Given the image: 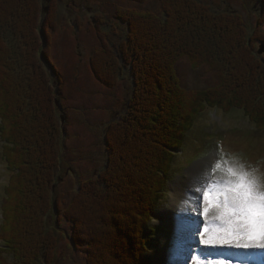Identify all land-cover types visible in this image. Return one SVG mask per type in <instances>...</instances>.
Segmentation results:
<instances>
[{
  "label": "trees",
  "instance_id": "16d2710c",
  "mask_svg": "<svg viewBox=\"0 0 264 264\" xmlns=\"http://www.w3.org/2000/svg\"><path fill=\"white\" fill-rule=\"evenodd\" d=\"M128 1L155 3L159 11L117 9L114 20L128 25L117 46L100 30L105 19L99 17L93 76L108 90L129 79L131 97L105 130V168L82 181L66 203L55 194L66 130L56 104L61 75L49 56L59 0L47 9L44 0H0V140L10 174L0 264L55 263L59 234L48 228L54 209L70 225V242L85 264H154L158 242L150 225L201 114L239 110L264 134V0L251 35L238 13L218 14L198 0ZM184 58L196 68L208 66L218 86L185 90L177 73ZM124 206L132 214H120ZM115 216L122 217L118 225ZM100 240L107 248L97 256Z\"/></svg>",
  "mask_w": 264,
  "mask_h": 264
},
{
  "label": "rangeland",
  "instance_id": "374dc122",
  "mask_svg": "<svg viewBox=\"0 0 264 264\" xmlns=\"http://www.w3.org/2000/svg\"><path fill=\"white\" fill-rule=\"evenodd\" d=\"M198 1L218 14L238 13L243 18L249 35L259 29V19L262 14L260 0ZM50 2L44 4L46 9L49 8ZM117 9L152 10L156 13L159 11L155 3L137 4L128 0H59V27L55 32L50 33L49 56L61 75L62 92L59 101L56 102L58 117L61 120L59 125L60 129L63 130L64 127L66 130L62 143V169L61 172L58 171L55 194L62 195L61 201L66 203H69L71 197L79 190L82 181L98 176L105 168V130L111 121L124 115L131 97L132 83L129 79L123 81L117 89L108 90L95 79L91 70V59L100 47L98 37L100 35L95 28L99 27L97 23L101 21L100 16L105 19V24L100 26V30L103 28V31L108 33L112 45L117 46L127 35L128 25L113 18ZM177 70L182 87L191 93L215 88L219 84L216 73L208 66L196 68L187 58L179 62ZM51 80L59 83L54 75ZM182 151L184 155L181 157L179 154L172 167L171 175L174 176V180L169 189L170 193L157 212L159 220L150 225L153 230L158 229L153 232L156 233L154 238L160 241L158 252L152 255L154 264L171 263L164 259L165 236L171 232L172 218L181 220L186 212L185 207L174 205L173 200L175 195L178 196L177 191L185 193L189 203L192 197L199 195L194 188L206 167L202 161L211 164L216 160L226 159L234 164L244 165L249 171L256 170L257 174L264 175V135L256 131L254 125L239 110L232 113L206 110L187 135ZM211 154L213 155L210 156ZM3 164L0 147V167H2L0 168V209L3 203L4 185L9 180ZM77 175L80 179H77ZM223 176L222 171H217L213 178L220 180ZM167 211L173 212V215ZM118 212L122 215L125 212L132 214L131 206H124ZM121 218L115 216L113 224H120ZM191 219L197 220L202 229L203 217H197L195 210L191 212ZM48 226L59 234L54 264H85L84 255L76 251L70 242L69 235L72 233L70 225L60 221L55 209L48 217ZM100 242L102 243L98 244L97 256L106 253L105 240ZM0 244L1 249L4 248L1 239ZM197 247L202 246L197 244ZM232 250L227 251L231 254L237 252ZM218 252L221 251L218 249L213 251L215 254ZM191 254L189 259L192 257ZM243 255L244 257L238 258L245 263L251 260L250 256L253 261L261 258L263 261L264 258V252L243 253ZM7 260L10 261L9 258Z\"/></svg>",
  "mask_w": 264,
  "mask_h": 264
},
{
  "label": "snow or ice",
  "instance_id": "6c2138e0",
  "mask_svg": "<svg viewBox=\"0 0 264 264\" xmlns=\"http://www.w3.org/2000/svg\"><path fill=\"white\" fill-rule=\"evenodd\" d=\"M202 164L206 167L194 188L199 195L192 201L196 216H202L204 224L200 229L194 219L186 226L187 239H195L202 246L189 244L185 249L192 253V260L195 264H233L223 259L200 258V252L218 248L264 252V175L226 159ZM217 171L223 172V179L213 178Z\"/></svg>",
  "mask_w": 264,
  "mask_h": 264
},
{
  "label": "bare ground",
  "instance_id": "6f19581e",
  "mask_svg": "<svg viewBox=\"0 0 264 264\" xmlns=\"http://www.w3.org/2000/svg\"><path fill=\"white\" fill-rule=\"evenodd\" d=\"M201 174V173H200ZM188 183V182H187ZM177 186V185H176ZM178 192V196L175 195L173 203L174 205L177 206H181V207H185L186 208V212L185 214L182 215L181 220L178 219H174L173 220V224L170 226L171 232H169L168 234H166L165 239H166V244L164 247V259H167L169 262H171L172 264H195V261H190L189 256H190V252L186 251L185 249H187L188 245L191 244L192 247H197V242L195 239L189 241L187 239V232H186V226L192 221L191 219V212L193 210L196 209L193 206L194 205V201L187 200L185 197V193L182 194V191H177ZM187 203H189V205H187ZM169 212V214L173 215V212L171 213V211H167ZM195 217V215L193 216V218ZM196 222L198 223V221L196 220ZM183 246V248H182ZM221 252H218V254H231L228 253V248H223V249H219ZM210 251V250H209ZM209 251H203L202 254L200 252V257L201 255L208 253ZM214 251V250H211ZM246 254V253H245ZM234 258H229L227 256L225 257H214L217 258V260L220 259H230V260H234L235 264L237 261H239L240 259L238 258L239 256H243V252H235L233 254H231ZM192 256V254H191ZM202 260H204L205 258L202 257ZM170 263V264H171ZM250 263V261L248 262ZM245 263L244 260H240V264H248Z\"/></svg>",
  "mask_w": 264,
  "mask_h": 264
},
{
  "label": "flooded vegetation",
  "instance_id": "af4514ba",
  "mask_svg": "<svg viewBox=\"0 0 264 264\" xmlns=\"http://www.w3.org/2000/svg\"><path fill=\"white\" fill-rule=\"evenodd\" d=\"M44 1H46V2H47V1L50 2V0H44ZM96 23H97V21H96Z\"/></svg>",
  "mask_w": 264,
  "mask_h": 264
}]
</instances>
